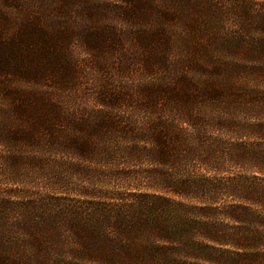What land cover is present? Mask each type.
Listing matches in <instances>:
<instances>
[{"label":"trees","instance_id":"1","mask_svg":"<svg viewBox=\"0 0 264 264\" xmlns=\"http://www.w3.org/2000/svg\"><path fill=\"white\" fill-rule=\"evenodd\" d=\"M0 264H264V0H0Z\"/></svg>","mask_w":264,"mask_h":264},{"label":"rangeland","instance_id":"2","mask_svg":"<svg viewBox=\"0 0 264 264\" xmlns=\"http://www.w3.org/2000/svg\"><path fill=\"white\" fill-rule=\"evenodd\" d=\"M26 176H27V178H30V175H26ZM23 178H24V177H23ZM22 180H24V182H25V181H28V180L30 181V179H26V178H24V179H22ZM30 182H33V181L31 180ZM33 184H35V183H33Z\"/></svg>","mask_w":264,"mask_h":264}]
</instances>
